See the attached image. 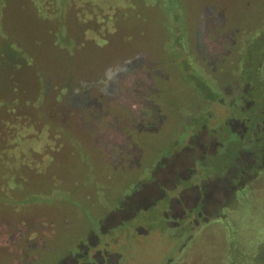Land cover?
Segmentation results:
<instances>
[{"label": "rangeland", "instance_id": "rangeland-1", "mask_svg": "<svg viewBox=\"0 0 264 264\" xmlns=\"http://www.w3.org/2000/svg\"><path fill=\"white\" fill-rule=\"evenodd\" d=\"M172 11L179 12V26ZM103 15L108 28L87 20L101 23ZM208 20L219 27L211 30ZM246 39L251 70L245 77L254 82L264 70V0H0V236L7 227L9 234L26 230L0 252V264H214L221 258L220 234L208 233V221L253 176L240 179L235 169L204 178L195 161L216 151L221 123L246 130L239 107L250 110L252 102L232 113L245 96L240 90L249 89L235 82L243 79ZM138 52L156 75L155 85L145 75L144 86H154L158 96L150 122H161L159 132L142 130L145 113L118 100L110 107L102 97L101 115L71 105L81 83L90 87ZM221 77L225 84L217 82ZM63 88L68 92L58 101ZM209 91L215 96L207 102ZM247 116L259 118L255 109ZM254 163L253 152L239 161ZM255 184L264 187V180ZM236 206L245 210L234 216L237 237L264 223L260 193ZM196 224L205 228L199 235Z\"/></svg>", "mask_w": 264, "mask_h": 264}, {"label": "trees", "instance_id": "trees-1", "mask_svg": "<svg viewBox=\"0 0 264 264\" xmlns=\"http://www.w3.org/2000/svg\"><path fill=\"white\" fill-rule=\"evenodd\" d=\"M163 1L165 0H162V2ZM120 3L121 5H123L122 2ZM114 4L115 6H118L117 1L114 2ZM162 5L165 13L169 14L166 10L167 1ZM173 12H175L174 24L176 23L177 26H179V12L172 11L171 15ZM102 18L103 22L101 23L93 20L94 17L92 16L88 17L87 20L90 22L93 21L98 25H103V28H108L109 26L106 24L108 15H103ZM111 18H114V14ZM174 30H172L174 38L178 39V37L176 38V35L174 34V32H178ZM243 45L245 46L244 53L242 51L243 55L241 54L240 56V60H243V62L241 63L243 73L242 80L248 83L252 89L246 92L243 98H240L239 100L236 99L235 104H232V113L238 109L240 104L243 105L245 101H251L253 105L248 109H255V113H258L259 118L255 121L250 120L249 116H247V113H249L250 110H244L239 107V110L242 111L243 118H241L247 125H245V132H236L230 126V124L221 123L216 127V131H219L217 133V137L215 136L218 144L216 151L214 153H206L195 161V166L199 174L204 178H222L237 169V174H239L240 179L246 178L248 176H253L252 179L254 180V183L245 184L244 187L238 190L237 196H235L233 200L227 203L228 205L224 210H222V215L220 217L208 221V233L211 232L213 234H220L219 238L217 239L221 241L220 246L224 251L221 258H216L214 264H234V260H236L237 263L239 262L238 264H264V235L262 234L264 232V223L261 222L260 224L252 226L253 230H251L250 233H246L245 235L242 234L240 237H237V231H240V228L237 224L235 225L233 223L236 221L235 218L238 217L237 212L241 213L245 211L242 208H237L238 206H236V203H238V201H243L247 197L259 193L261 196H264V194H262L264 193V187H258L255 184L256 180H264V70H262L263 75H260L259 80L257 81L252 82L245 77V75L248 73L247 71L251 70V67H249V63L247 62V59L249 58V46L251 45V41L246 39ZM263 57L264 53H261L259 55V58H261V62L263 60ZM253 87H256L254 93L260 95L257 96V99H255L251 94ZM209 92L210 93H208V95L206 96L207 102L214 99L213 97L215 96L212 91ZM249 123L252 124L251 128H249ZM222 124L225 126L222 127ZM234 145H236V149L233 150L235 153L233 152L232 154L230 149L231 147H234ZM246 152L254 153L255 163L251 167H243L239 165L242 154ZM253 185H255L256 187ZM252 192L255 193L251 194ZM203 205L204 202L201 201L195 209L197 210L200 208L202 210ZM195 216H197V214ZM253 216L254 215L252 214V217ZM199 225L200 224H196L195 226H193V232L197 231L198 235L200 230L205 229L200 227ZM197 245L201 246L198 250H202V245L200 244V242L197 243ZM234 248H236L235 259L231 258V252Z\"/></svg>", "mask_w": 264, "mask_h": 264}, {"label": "flooded vegetation", "instance_id": "flooded-vegetation-1", "mask_svg": "<svg viewBox=\"0 0 264 264\" xmlns=\"http://www.w3.org/2000/svg\"><path fill=\"white\" fill-rule=\"evenodd\" d=\"M214 18L216 19L217 17ZM214 21L215 20L206 21L209 24L211 30L219 27L217 26V24L214 23ZM141 58L142 55H140L139 53L138 55H135V57H133L132 59H128L122 63H119L118 65H116V67L110 66L108 69H106L105 76L97 82H94L90 87H86L84 83H81L80 86L75 89V91L69 98V101H71V105L75 107V109H88L93 113L97 111V113L101 115L104 109V106L101 101L102 97L107 102V106L110 107L115 105L116 101L118 100L120 103H123L127 109L131 108V110L135 112L138 111L139 113H145L147 115H142V119L144 120L142 130L145 129L146 132L152 134L159 132V129L162 126L161 122H158L157 124H155L154 122H150L153 121L150 115L155 118V108L158 110V107H156L158 96L154 95V86L152 87V90H145L144 86L145 75L151 76L154 85L156 84L154 81L156 75L151 74V70L148 68L149 65L147 64L149 61H142ZM97 61H99L100 63L106 62L102 58H99ZM146 65L147 69L145 68ZM225 79L222 80L221 77V79L217 82L224 83ZM235 82L240 83V88H243L247 85L249 86L248 91L252 89L248 83L244 82V80L241 81L238 78V80H235ZM62 91L63 94L59 97V99L57 97L58 101H61V98L67 94L68 88H63V90H61L60 92ZM246 92L240 90L239 93L245 95ZM104 95H106V98H104ZM246 102L249 101H245V103ZM147 109H149V111ZM11 227H13V224H11ZM10 229V227H7V233H4L5 235L3 237L0 236V252H8L4 248L5 246H9V244H16L18 241L23 240L26 236V230L25 232L14 231L13 233L9 234ZM2 230L3 228L1 227L0 231ZM10 249L12 253H17L16 251H14L15 246H10ZM19 252H23V250ZM14 263L15 262L13 261V264Z\"/></svg>", "mask_w": 264, "mask_h": 264}]
</instances>
